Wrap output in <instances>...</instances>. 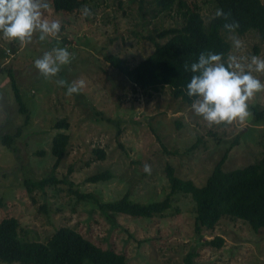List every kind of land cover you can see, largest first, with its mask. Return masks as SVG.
<instances>
[{
    "label": "rangeland",
    "instance_id": "rangeland-1",
    "mask_svg": "<svg viewBox=\"0 0 264 264\" xmlns=\"http://www.w3.org/2000/svg\"><path fill=\"white\" fill-rule=\"evenodd\" d=\"M186 1H195L207 20L213 16L211 0ZM48 3L45 17L61 21L57 39L40 42L34 36L32 43L21 46L0 38V220L15 217L20 233L39 241L60 226H70L93 243L124 253L128 264H186L191 250L195 252L191 264H264V228L255 231L241 219L222 216L199 237L189 196L177 194L164 216L146 219L105 214L91 199L78 200L69 190L90 193L100 202L128 192L131 199L145 203L160 200L169 191L167 164L175 174L201 185L225 153L226 168L256 160L264 154V91L248 102L251 115L245 122L207 127L193 114L191 104L174 98L168 88L134 89L103 56L112 52L131 64L140 60L153 47L145 34L183 21L176 5L163 11L154 0H85L81 8L87 6L92 16L83 17L81 8L55 12L51 0ZM232 35L243 41L238 55L264 59V41L254 31L228 32L229 52ZM55 47H66L73 59L56 77L45 79L34 61ZM9 71L25 112L19 111ZM256 75L264 82V74ZM57 79L69 84L83 79L85 87L69 96ZM62 118L69 123L70 138L53 174L66 177L67 183L29 194L23 179L51 172V140L65 131L53 126ZM18 128L12 147L6 146L1 136ZM93 148L102 149L104 157L95 158ZM41 150L45 153L39 154ZM145 164L151 166V174L143 171ZM104 169L111 177L86 182L87 175ZM215 236L224 238L222 245L203 243Z\"/></svg>",
    "mask_w": 264,
    "mask_h": 264
},
{
    "label": "trees",
    "instance_id": "trees-1",
    "mask_svg": "<svg viewBox=\"0 0 264 264\" xmlns=\"http://www.w3.org/2000/svg\"><path fill=\"white\" fill-rule=\"evenodd\" d=\"M85 0H51L55 12H75ZM158 10L171 11L177 6L180 25H172L145 34L152 42V49L135 63H129L125 57L109 52L104 53V59L120 71L137 90H156L168 88L171 95L191 104L192 99L186 95V85L193 75L184 70V65L198 60L201 52L222 53L227 58L231 48L226 38L228 33L223 25V18L208 20L203 17L199 5L195 1L186 0H154ZM212 12L217 8L230 14L227 22H237L238 34L254 31L261 41H264V3L262 0H211ZM157 38H164L160 41ZM14 89L19 111L25 112L26 107L19 94V88L14 73H8ZM253 112L257 113L255 109ZM260 117V112L256 114ZM54 128L64 129L57 132L51 140L50 152L54 157L51 172L36 179L24 178L23 184L27 193L35 189L44 190L46 186L57 183H67L66 177L58 179L54 169L60 164L67 152L69 134L66 130L69 123L59 119ZM16 133L1 136L2 142L12 147ZM195 146V145H194ZM44 154L45 151H38ZM95 158L102 159L104 151L93 148ZM226 153L214 165L204 183L197 185L191 178L175 174L174 168L165 167L169 191L160 200L138 202L130 198L128 192L117 200L100 202L90 193H81L78 189L69 190L78 198L91 199L103 213H122L134 218H152L164 216L172 207L174 196L182 194L189 196L194 207V230L199 237L204 228L212 229L222 216L241 219L255 231L264 228V154L254 161L234 168L224 166ZM107 169L96 171L85 177L86 182L95 183L111 177ZM70 184V183H69ZM19 221L13 217L0 220V262L20 264H128L124 253L111 247H102L70 226H60L48 236L45 241L32 240L20 233ZM224 238L215 236L203 239V243L220 246ZM194 251H189L186 264H191Z\"/></svg>",
    "mask_w": 264,
    "mask_h": 264
},
{
    "label": "clouds",
    "instance_id": "clouds-1",
    "mask_svg": "<svg viewBox=\"0 0 264 264\" xmlns=\"http://www.w3.org/2000/svg\"><path fill=\"white\" fill-rule=\"evenodd\" d=\"M50 8L48 0H0V38L8 43L27 46L37 36L40 42L57 39L61 21L48 19L44 12ZM83 17H91L87 6L81 8ZM228 13L217 8L214 18H223L224 29L234 33L237 22H227ZM232 51L225 59L222 53L201 52L196 62L184 65L186 72L193 75L186 85V95L192 99L193 114L202 119L207 127L243 123L251 115L249 101L264 91V82L256 74H264V59L252 55L250 58L238 55L243 41L237 36L229 37ZM73 54L66 47H55L34 61V67L45 79L56 77L62 66L71 64ZM60 87H66V94H79L85 87L83 79L70 84L57 79ZM143 171L151 174V166L145 164Z\"/></svg>",
    "mask_w": 264,
    "mask_h": 264
}]
</instances>
